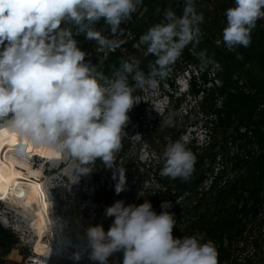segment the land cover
I'll return each instance as SVG.
<instances>
[{
  "label": "clouds",
  "instance_id": "9594fccd",
  "mask_svg": "<svg viewBox=\"0 0 264 264\" xmlns=\"http://www.w3.org/2000/svg\"><path fill=\"white\" fill-rule=\"evenodd\" d=\"M142 3L0 0V135L16 136L17 155H23L29 144L53 149L74 162L71 175L76 183L92 172L98 160L114 168L128 113L136 104L134 93L155 90L183 49L189 44L195 48L202 38L203 13L197 11L195 0H185L182 15L166 8L164 21L140 36L145 55L156 57L147 74L138 58L129 57L119 60L113 78L106 77L98 65L85 62L86 53L73 37L85 35L95 41L97 51L118 48L120 42L103 35L95 25L103 20L115 35ZM225 15V47L229 51L247 48L258 20L264 19V0H235ZM236 58L243 56L237 52ZM161 161L162 176L187 181L196 157L177 140L166 146ZM117 175L115 192L119 194L125 190L124 169L116 167L113 179ZM170 207V202H163L157 214L147 200L138 206L116 201L105 209V216L114 217L109 229L105 231L102 224L84 228V247L71 258L80 261L87 252L93 264H109L110 257L122 252V264H218L217 248L211 240L202 242V234L173 236L176 220L167 211ZM56 221L51 231L60 234L66 223ZM50 254L48 248L43 257ZM40 264H46V259H40Z\"/></svg>",
  "mask_w": 264,
  "mask_h": 264
},
{
  "label": "trees",
  "instance_id": "16d2710c",
  "mask_svg": "<svg viewBox=\"0 0 264 264\" xmlns=\"http://www.w3.org/2000/svg\"><path fill=\"white\" fill-rule=\"evenodd\" d=\"M184 3L143 0L132 19L122 22L115 35L103 20L98 22L96 29L119 41L118 48L97 51L95 41L87 40L85 35L73 38L86 53L85 62L98 65V70L110 79L121 58H138L140 69L147 74L156 57L145 55L146 46L139 44L140 36L164 21V9L182 15ZM195 6L204 16L201 42L195 48L192 44L186 46L160 81V96L166 100L164 111L147 120L145 106L139 104L134 109L139 119L138 139L124 129L114 168L96 162L91 176L94 217L91 219L79 207L67 210L62 217L73 230L82 231L90 222L102 224L107 231L114 217L105 216V209L118 200L125 206H138L147 200L157 214L163 210L161 204L168 201L171 207L167 211L176 220L174 237L202 234V242L211 240L217 248L218 264H264V19L258 20L252 31L249 47L229 51L222 34L227 24L225 12L235 6V0H195ZM201 52L205 53L203 57L199 56ZM237 52L242 60L236 58ZM184 74L188 75V89L179 96L176 82ZM129 83L134 84L131 77ZM134 96L139 99L140 90ZM192 115L194 121L186 123ZM190 128L203 132L201 143L194 133L188 142L182 141ZM177 140L196 157L187 181L160 174L162 153ZM143 149L150 156L148 162L140 158ZM116 167L124 169L126 181L125 190L119 194L115 192L118 175L113 179ZM19 245L16 235L0 225V264H7ZM19 255L29 258L30 251L21 248ZM115 256L123 258V253ZM48 263L76 264L61 255H51Z\"/></svg>",
  "mask_w": 264,
  "mask_h": 264
},
{
  "label": "rangeland",
  "instance_id": "374dc122",
  "mask_svg": "<svg viewBox=\"0 0 264 264\" xmlns=\"http://www.w3.org/2000/svg\"><path fill=\"white\" fill-rule=\"evenodd\" d=\"M188 75L184 74L180 77L176 85L179 87V96L187 93ZM141 97L136 98V104L128 113L129 121L125 127V130L132 132L135 139H138L136 134V127L139 119H137V113L135 108L141 104H144V116L147 120H151L155 115L159 116L166 107V100L160 96L158 87L155 90L143 89L140 90ZM184 109L186 107L184 106ZM194 121L192 115L186 123L190 124ZM185 123V122H182ZM181 123V124H182ZM192 133L195 134L197 141L200 143L204 139V134L200 131V128H190L187 131L186 136L183 138V142H188ZM16 146H7L4 150L3 156H12L14 159L26 165L31 171L38 172V182L41 185L44 198L48 204V218H49V232L45 235L44 240L49 241V245L52 248V255H61L63 258L71 259L74 252L84 247V232L83 230H73L66 225L63 232L57 234L55 230L51 231V227L58 225V220L65 222L62 217L64 212L74 207H79L88 213L92 219L94 217V210L96 206L92 203V172L87 176H81L79 181L71 175L72 164L74 163L65 155H62L53 149L46 147H39L37 152L27 155L24 159L22 155H17L15 152ZM27 149H24V152ZM24 153V154H27ZM23 154V155H24ZM147 150L143 149L140 153V158L143 161L148 162L150 156H147ZM20 171V169H17ZM26 173V171H20ZM84 198V199H83ZM11 197L7 204H0V225L5 223V228L10 229L18 238L19 247L12 252L7 258V264H27L34 257V246L37 239L36 233L33 229V214L25 209L21 205V201L15 200ZM7 201V200H6ZM19 204V205H18ZM33 221V222H32ZM66 223V222H65ZM90 225L86 224L85 228ZM27 249L30 251V257L24 258L19 255V250ZM115 255L109 258V264L115 261V264H122L123 258L115 259ZM76 264H93L87 257V252L83 255L80 261L73 260Z\"/></svg>",
  "mask_w": 264,
  "mask_h": 264
},
{
  "label": "bare ground",
  "instance_id": "6f19581e",
  "mask_svg": "<svg viewBox=\"0 0 264 264\" xmlns=\"http://www.w3.org/2000/svg\"><path fill=\"white\" fill-rule=\"evenodd\" d=\"M18 143L19 141L14 134L5 132L0 135V201L7 200L6 202L9 203L8 200L14 197L21 201V205L33 214L34 223L32 226L37 239L34 246V257L27 264H40V259H46L43 256L48 248L51 249L50 256L52 255L49 241L44 240L45 235L50 230L48 204L38 182V172L31 171L26 165H23V163L12 156H3L4 150L8 145L10 147L17 146ZM25 148L27 151L24 153L31 151L35 154L39 147L29 144ZM29 154L31 153L22 155V158L24 159ZM17 169H20V171L24 170L26 173H21ZM2 225L3 227L6 226L5 223H2ZM50 256L48 257L50 258Z\"/></svg>",
  "mask_w": 264,
  "mask_h": 264
},
{
  "label": "water",
  "instance_id": "95a60500",
  "mask_svg": "<svg viewBox=\"0 0 264 264\" xmlns=\"http://www.w3.org/2000/svg\"><path fill=\"white\" fill-rule=\"evenodd\" d=\"M49 261L46 260V264H48Z\"/></svg>",
  "mask_w": 264,
  "mask_h": 264
},
{
  "label": "built area",
  "instance_id": "2783aa9c",
  "mask_svg": "<svg viewBox=\"0 0 264 264\" xmlns=\"http://www.w3.org/2000/svg\"><path fill=\"white\" fill-rule=\"evenodd\" d=\"M50 256V255H49ZM49 257L46 258V260L48 259Z\"/></svg>",
  "mask_w": 264,
  "mask_h": 264
}]
</instances>
